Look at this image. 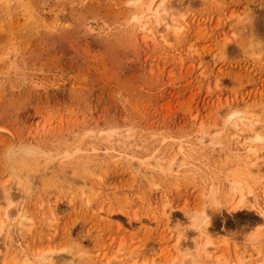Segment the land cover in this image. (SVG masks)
Masks as SVG:
<instances>
[{"label":"rangeland","instance_id":"rangeland-1","mask_svg":"<svg viewBox=\"0 0 264 264\" xmlns=\"http://www.w3.org/2000/svg\"><path fill=\"white\" fill-rule=\"evenodd\" d=\"M160 2L0 0V264H264V0Z\"/></svg>","mask_w":264,"mask_h":264},{"label":"bare ground","instance_id":"bare-ground-1","mask_svg":"<svg viewBox=\"0 0 264 264\" xmlns=\"http://www.w3.org/2000/svg\"><path fill=\"white\" fill-rule=\"evenodd\" d=\"M167 0H161V2H160V4L157 6V8H155V6L153 5V3L151 4V6H150V8H149V11H151V13H153V14H155V17H156V22H157V24H158V26H160V25H163L164 23H167V18L166 19H164L163 18V15H165V16H167V14H169V12H168V10H169V6H167L168 5V3L166 2ZM166 5V6H165ZM170 11V10H169ZM171 12V11H170ZM163 13V14H162ZM177 21V20H176ZM175 21V19H171V21H170V23L169 24H167L166 25V27H164V28H167L168 30L171 28V29H176L177 28V26L176 27H174L175 26V24L177 23ZM164 30V29H163ZM160 31V30H159ZM253 127V126H252ZM253 131H254V129L253 128H251ZM256 137H258V136H256ZM256 137L252 140V143H254V142H256ZM262 140H264L261 136H259ZM263 143V142H262ZM253 152H255L256 153V151H253ZM32 153H31V151H25L24 153H21L20 154V156H18V158H17V162H18V168L19 169H21V168H25V167H27V163H28V159H29V156L31 155ZM81 155V154H80ZM30 159H32V158H30ZM15 162H16V160H15ZM31 162V161H30ZM77 163H79V160H78V162ZM68 166V165H67ZM74 166V165H73ZM174 166H175V164H171L170 165V170H172L173 168H174ZM81 175V174H80ZM244 187V186H243ZM246 190V189H245ZM242 192V189H241V185L238 183V186H236V184H235V186H234V188L232 189V192H231V194H230V198H234V197H237L236 195L237 194H239V193H241ZM212 195V194H211ZM239 196V195H238ZM241 199H240V203L239 204H242L244 201H245V199H244V196H243V194H241ZM212 197V200L215 202V203H218V201H217V199H216V197L214 196V195H212L211 196ZM238 199V198H237ZM235 200V199H234ZM12 215L14 216V214L12 213ZM10 213H9V210L6 212V214H5V218H4V220H2V227H3V229H4V227H6L5 225L8 223V221H10V219H11V216H12ZM12 216V217H13ZM21 217V216H20ZM22 218H24V219H26V216L25 215H23L22 216ZM28 218V217H27ZM263 221H264V214H263ZM196 227H197V229H199V231L202 233V234H206V232H207V230H208V227H209V220H208V215L206 214V212H203V215H202V217H200L199 219H198V222L196 223ZM207 245H210L209 243H207L206 244V246L205 247H207ZM42 256V255H41ZM51 256H52V254L51 255H45L44 254V257H43V260L46 262L47 261V263L46 264H53V263H50V262H52L51 261ZM42 264H43V262H42Z\"/></svg>","mask_w":264,"mask_h":264},{"label":"clouds","instance_id":"clouds-1","mask_svg":"<svg viewBox=\"0 0 264 264\" xmlns=\"http://www.w3.org/2000/svg\"><path fill=\"white\" fill-rule=\"evenodd\" d=\"M256 142H264V140H262L259 136L256 137Z\"/></svg>","mask_w":264,"mask_h":264}]
</instances>
